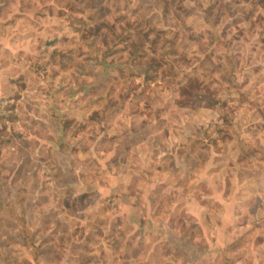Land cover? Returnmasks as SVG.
<instances>
[{
    "label": "rangeland",
    "instance_id": "374dc122",
    "mask_svg": "<svg viewBox=\"0 0 264 264\" xmlns=\"http://www.w3.org/2000/svg\"><path fill=\"white\" fill-rule=\"evenodd\" d=\"M0 65V264H264V0H0Z\"/></svg>",
    "mask_w": 264,
    "mask_h": 264
},
{
    "label": "crops",
    "instance_id": "0c3cea01",
    "mask_svg": "<svg viewBox=\"0 0 264 264\" xmlns=\"http://www.w3.org/2000/svg\"><path fill=\"white\" fill-rule=\"evenodd\" d=\"M4 70H8V69L6 68V66L0 65V94H10L13 91H15L16 87H15L14 82L8 83L7 78H6L7 72H5ZM2 83H4V84L2 85ZM27 114L28 113H24L23 111L20 110V113L17 117L18 119H17L16 123H14L9 129L5 130L1 135V139H5L6 143H4L3 140L0 141V169H1L2 165H4V164L11 165L13 167V170L10 172V177L13 179L14 183L18 182L17 179L15 178V176H16L17 169L20 166V163L22 162V159L19 156V150L22 149L20 147V145L22 146V144H21L22 138L34 137V135H28V133L33 132L34 126L33 125L29 126L26 123V121L29 119V116ZM19 122H20V124H19ZM10 135H13L15 137L12 138ZM37 140H39V145L44 144L40 138H38ZM5 152L10 153L9 160L6 163L4 162V160L2 158ZM32 156L33 155H32L31 150H30L29 151V158H32ZM24 164H25V162H24ZM26 175H25V182H24L25 187H26L25 183H26L27 179H28V184H32V180L34 179L35 171L27 172ZM15 203L16 202H13V204H10V205L14 208H18V206ZM25 204H26V202L24 203L23 206H25Z\"/></svg>",
    "mask_w": 264,
    "mask_h": 264
},
{
    "label": "built area",
    "instance_id": "2783aa9c",
    "mask_svg": "<svg viewBox=\"0 0 264 264\" xmlns=\"http://www.w3.org/2000/svg\"><path fill=\"white\" fill-rule=\"evenodd\" d=\"M18 114V101L15 98L0 97V134L13 125Z\"/></svg>",
    "mask_w": 264,
    "mask_h": 264
}]
</instances>
